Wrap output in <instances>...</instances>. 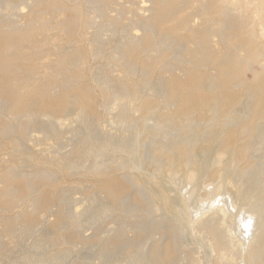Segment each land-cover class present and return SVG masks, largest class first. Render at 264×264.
Segmentation results:
<instances>
[{
	"label": "bare ground",
	"instance_id": "obj_1",
	"mask_svg": "<svg viewBox=\"0 0 264 264\" xmlns=\"http://www.w3.org/2000/svg\"><path fill=\"white\" fill-rule=\"evenodd\" d=\"M114 2L0 0V151L11 150L1 164L0 202L30 209L0 218V257L8 255L1 263L64 264L77 251L62 249L75 233L91 248V263L264 264V0H150L147 16L112 20ZM190 11L201 16L198 25ZM86 29L90 47L73 48ZM58 34L68 36L44 40ZM90 57L102 61L91 85ZM255 64L262 72L249 84L242 75ZM115 68L119 75H111ZM98 105L102 113L117 107L122 134L98 126ZM63 114L79 129L65 126ZM35 128L41 137L31 136ZM235 134L240 154L233 148L205 160L203 147ZM52 139L49 154L29 147ZM211 167L217 176L210 186ZM74 173L90 180L77 188L88 194L80 212L67 211L72 188L56 187ZM163 176L186 190L182 204L174 203L176 215ZM43 203L59 215L40 232L29 223L41 217ZM84 224L92 236L79 233ZM26 237L33 241L22 255ZM18 248L22 256L9 257Z\"/></svg>",
	"mask_w": 264,
	"mask_h": 264
},
{
	"label": "rangeland",
	"instance_id": "obj_2",
	"mask_svg": "<svg viewBox=\"0 0 264 264\" xmlns=\"http://www.w3.org/2000/svg\"><path fill=\"white\" fill-rule=\"evenodd\" d=\"M134 3V5H132ZM131 4V5H130ZM130 5V6H129ZM128 6V7H127ZM150 6H151V4H150V0H115V2H114V4H113V8L110 10V16L112 17V20H116V18H115V16H120L121 14L122 15H124V18L125 19H129V16H133V14L135 13V12H137L139 15H143V16H147L149 13L146 11L147 9H149L150 8ZM130 7V8H129ZM141 8V9H140ZM136 9H138V10H136ZM0 10H1V8H0ZM136 10V11H135ZM28 11H29V9L26 7L25 8V6H23V7H21V13H23V14H27L28 13ZM129 11V12H128ZM132 14V15H131ZM67 15V14H66ZM68 16V15H67ZM91 16L92 17H94V19L97 21V19H96V15H94V14H91ZM13 18H14V20L16 21L17 19H18V16H12ZM17 17V18H16ZM13 18H11V20L13 19ZM131 18V17H130ZM14 20H12V21H14ZM189 21L192 23V24H194V25H198L200 22H201V16L199 15V14H196V13H194L193 11H190V15H189ZM124 23V22H123ZM119 28H121V27H119ZM175 28H177V29H179V28H181V24H178V25H176L175 26ZM92 31L91 29H86V30H84L83 31V37H82V39H81V42H79L77 45H73V48H78L79 50H81V51H83V50H85V48L86 49H88L89 47H90V45H91V43L90 42H92V39H91V37H90V35H91V33H90V31ZM141 30H139V29H134L133 30V32H134V34L137 36V37H142L143 36V32H140ZM71 33H73L72 31H71ZM137 33V34H136ZM142 33V34H141ZM106 35H108V33H106L105 34V36ZM68 35H57V36H52V35H48V37H45L44 38V40H48V41H50L51 39H57V38H66ZM87 36V37H86ZM109 36V35H108ZM108 36H106V37H104V38H107ZM89 38L91 39V41L89 40ZM92 38H93V32H92ZM43 40V41H44ZM84 42H86V44L84 43ZM261 42H262V44L264 45V39L263 40H261ZM84 43V44H83ZM89 43V44H88ZM5 46V40L4 39H2V40H0V50H2L1 48L2 47H4ZM85 47V48H84ZM0 54H1V52H0ZM55 58V56L54 55H50L49 56V59H54ZM90 58H92V57H90ZM88 59L89 61H88V74H87V76L89 75V73L91 72V74H90V76H88L87 78H88V84L89 85H91V82H90V78H92L93 77V74H94V71L96 70V66H98L99 67V65L100 64H98L99 62H101L102 63V61H99V60H95V58H92V59ZM92 60V61H91ZM96 61H99L98 63L96 62ZM91 62V63H90ZM91 65V66H90ZM93 66V67H92ZM95 66V67H94ZM101 66V65H100ZM93 68V69H92ZM94 68H95V70H94ZM92 70H93V72H92ZM120 70L119 69H117V68H115V69H113L112 71H111V75H119L120 74V72H119ZM262 72V69H261V66L260 65H257V64H255L254 66H253V68L249 71V72H246V73H244L242 76H243V78L247 81V83H249V84H252V83H254L255 81H256V79H257V77H258V75L260 74ZM86 87H84V88H81L80 89V91H81V93L83 94V93H85L86 91ZM244 96V97H243ZM241 98V99H240ZM242 98L245 100L246 99V97H245V95H243V94H239V99L240 100H242ZM244 100H242V101H240V104L242 105V103H243V105H244ZM55 103H57V104H59V105H61V103H62V101L61 100H56V102ZM99 107V108H98ZM98 107L96 108L95 107V110H94V108H93V110H94V112L96 113L95 115V118H96V120H97V124H99L98 126L103 130V131H105L106 132V130H107V132H120L121 134H122V132H123V130H120L119 131V128H118V121L114 118L113 119V117L115 116V114H114V112L116 113L117 112V107L115 108L114 107V109H116V110H114L113 108H112V110L111 111H109L110 113H108V112H104V113H102L103 112V109H102V107L101 106H99L98 105ZM100 110V111H99ZM113 110H114V112H113ZM99 112H101L100 114H99ZM72 114V117L74 118V116L76 115V113H75V111H72L71 112ZM75 113V114H74ZM69 114H70V112H69ZM71 115H70V117H69V115H68V117H67V114H63V115H61L60 117H61V121L62 122H64V124H65V126H69L70 128H78V124L76 125L75 124V122H72L71 120L73 119H71ZM114 115V116H113ZM65 118H64V117ZM137 116V115H136ZM67 117V118H66ZM69 119H71V120H69ZM71 121V122H70ZM99 122V123H98ZM80 126V125H79ZM74 128V129H75ZM81 128V127H80ZM116 128H117V130H116ZM79 129V128H78ZM36 130V132H34ZM39 129H37V128H35V129H33V131L31 132V136L32 137H34V138H39V137H41V134H40V131H38ZM109 130V131H108ZM35 134H34V133ZM68 134H69V136H71V134L70 133H68L67 132V134H65L64 133V135H63V137H65L66 136V138H64L63 139V143H64V141L66 140H68V142H69V136H68ZM71 138V137H70ZM238 141H237V140ZM68 142H66V145H68V144H70V143H68ZM221 143V144H220ZM236 143V144H235ZM55 145V146H54ZM62 146V147H65V149H63L62 148V152H64V150H66V149H68V148H70L71 149V146L70 145H68V146ZM237 147H235V146ZM70 146V147H69ZM212 146V147H211ZM242 145H241V141H240V138L239 137H237L236 136V134L235 135H231V136H228L227 137V139H224L222 142H219V140H217V141H215L213 144H211V145H209V146H205V147H203V150H205V152H206V154H205V160L208 162V163H210L211 161H212V159L215 157L214 156V154L216 153V154H218V152L220 153V152H222V151H224V150H226V151H230V150H232L233 148L235 149V151H236V153L237 154H240L241 153V150H242V147H241ZM29 147L30 148H32L34 151H40V152H42L41 154H43V155H46V154H49L50 153V150H51V152L52 151H54L55 150V147H56V140L55 139H52V140H49V141H47L46 143H44V144H41V143H38L37 141H31V142H29ZM239 147V148H238ZM228 148V149H227ZM53 149V150H52ZM239 149V150H238ZM48 150H49V152H48ZM9 151H11L9 148H6V149H4V150H1L0 151V165L1 164H6V162L7 161H9L10 160V155H11V152H9ZM69 150H66L65 151V153L66 152H68ZM9 152V153H8ZM257 153V152H256ZM256 153H254V156H256L257 154ZM258 153H262V152H260V150H258ZM215 154V155H216ZM256 154V155H255ZM259 154V155H260ZM258 156V155H257ZM256 156V157H257ZM3 159H5V160H3ZM247 162H243V163H241L240 164V166H243V165H245ZM2 166V167H1ZM0 166V188L1 187H3L4 186V184H5V180L3 179V177H2V174H3V172H5V168H6V165H1ZM3 166H4V168H3ZM28 167H29V165H27ZM206 164H201L199 167H197V171H198V173L200 174V175H202L204 172H205V170H206ZM212 169H211V171H209V173H208V175H209V183L208 184H210V186L212 185L211 183H213L216 179V176H217V172H216V169H215V167H211ZM27 169H29V168H27ZM211 172V173H210ZM118 178L119 177V175H116V174H112L111 175V177L110 178ZM212 179V180H211ZM89 178L88 177H83V175H79V174H73V175H69L66 179H65V186H62V185H57L56 187H57V189H59V190H61L62 188L64 189V188H66V187H71L72 188V192H71V195H72V198L74 199V201L72 202V204H71V207L73 208V209H71V208H69V206L67 207V211H68V209H69V211L70 210H76V211H79L80 212V210L83 208L84 209V207H85V203H86V196H88V194L86 193V192H84V191H82L81 189H77V188H81L82 186H87L88 184H89ZM229 181H230V177L229 176H227L225 179H224V183H225V187L226 186H228V185H230V183H229ZM160 182L162 183V184H164L165 185V188H166V192L164 193L165 194V196L166 197H168L169 198V200H170V202H171V206L168 208L169 209V212L171 213V214H173V215H176V211H175V206H174V203H177V204H182V202L184 201V198H185V195H186V190H182L181 188H179V189H176L175 188V184H177V180L176 179H169L168 177H165V176H163L161 179H160ZM78 185V186H77ZM205 186V185H204ZM208 186V185H207ZM210 186H208V187H206V190H208V189H210V188H212V187H210ZM74 188H75V190H74ZM175 188V189H174ZM228 188H230V186H228ZM86 199V200H85ZM186 203L188 204V202L186 201ZM48 209H47V208ZM3 209V210H2ZM26 209V207L24 206V207H19L18 205H16V206H14L12 209H7L4 205H2L1 204V202H0V218L1 217H7V216H9V217H13V218H15L17 215H19V214H21L22 212H24V210ZM28 210H25V211H30V209L29 208H27ZM41 210H40V213H42L41 214V217H39V219L38 220H34V221H31L29 224H30V227L33 229V230H35L34 228H36V230L37 231H44L45 230V228L47 227V225H50V224H54L57 220H58V215H59V213H58V209H57V207H53V209L51 208L50 209V205H48L47 203H43V205L41 206V208H40ZM2 210V211H1ZM5 210V211H4ZM9 210H10V213H7V212H9ZM49 210H50V212H49ZM108 220V221H107ZM107 220H105L104 222H106L105 224H106V226L109 228L110 226H111V223H114V221L113 220H109V219H107ZM40 221V222H39ZM0 222H1V220H0ZM43 222V223H42ZM109 223V226L107 225ZM87 225V224H86ZM85 224H84V226H82L81 228H80V234L83 236V237H90V236H92L93 235V230H92V228H89L90 226L89 225H87V226H89V227H87ZM115 225V227H116V224H114ZM86 226V227H85ZM111 228H112V226H111ZM40 229V230H39ZM69 237H68V240H67V243H68V245H66V246H63V248L62 249H67V248H70V247H76V249H77V251L75 252V253H73V254H71V255H69V256H67V258H65V260H64V264L65 263H72V261H74V260H78L79 261V264H98L97 263V261H93V263H91V260H90V253H91V248H86V247H82L79 243V238H78V235L77 234H75V233H72V234H70V235H68ZM31 238H25V239H23V241H20V243L22 244V242H24L25 244H27V246H25V244L23 243L22 245L20 244V248L22 247V246H25V248L27 247V248H29V246L28 245H31L32 244V241H33V239H31ZM25 240H27V242L25 241ZM30 240V241H29ZM20 248H18L16 251L14 250L12 253H10V256L9 257H13L12 259H14V260H17V259H19L23 254H24V252H26L25 250H27V248L26 249H24V247H23V252L21 253L22 255H20V252L22 251H20ZM85 248L87 249V250H85ZM22 249V248H21ZM85 251H84V250ZM29 250V249H28ZM18 251H20L19 253H18ZM4 256H8V255H4ZM4 256H1L0 257V259L3 257L4 258ZM19 257V258H18ZM2 258V259H3ZM1 259V260H2ZM71 261V262H70ZM0 264H2L1 263V261H0ZM50 264V263H49ZM108 264H119V263H117V262H114V261H111V262H109Z\"/></svg>",
	"mask_w": 264,
	"mask_h": 264
}]
</instances>
